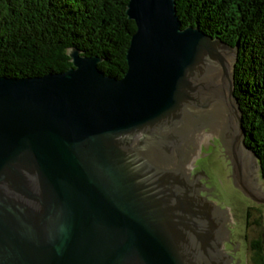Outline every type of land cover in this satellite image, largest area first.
<instances>
[{
  "label": "water",
  "instance_id": "water-1",
  "mask_svg": "<svg viewBox=\"0 0 264 264\" xmlns=\"http://www.w3.org/2000/svg\"><path fill=\"white\" fill-rule=\"evenodd\" d=\"M125 13L120 78L75 48L65 71L0 77V264L243 261L194 164L215 137L233 187L264 203L233 93L237 49L182 27L174 0H128Z\"/></svg>",
  "mask_w": 264,
  "mask_h": 264
},
{
  "label": "trees",
  "instance_id": "trees-1",
  "mask_svg": "<svg viewBox=\"0 0 264 264\" xmlns=\"http://www.w3.org/2000/svg\"><path fill=\"white\" fill-rule=\"evenodd\" d=\"M128 0H0V77H33L70 67L75 48L102 59L98 68L120 78L135 24ZM182 27H198L237 49L234 96L245 144L264 180V0H174ZM253 260L264 264L260 251Z\"/></svg>",
  "mask_w": 264,
  "mask_h": 264
},
{
  "label": "rangeland",
  "instance_id": "rangeland-1",
  "mask_svg": "<svg viewBox=\"0 0 264 264\" xmlns=\"http://www.w3.org/2000/svg\"><path fill=\"white\" fill-rule=\"evenodd\" d=\"M208 141L213 144L211 150L205 158L196 160L194 164L202 166L221 199L217 200L211 196H206V199L214 204L224 205L226 223H231L228 229L234 230L230 237L240 243L236 249L239 252H234L235 258L243 260L240 264H256L253 256L258 250L264 262V203L252 201L233 187L229 177L230 166L221 155V145L215 137ZM197 148L202 151V144H198Z\"/></svg>",
  "mask_w": 264,
  "mask_h": 264
},
{
  "label": "flooded vegetation",
  "instance_id": "flooded-vegetation-1",
  "mask_svg": "<svg viewBox=\"0 0 264 264\" xmlns=\"http://www.w3.org/2000/svg\"><path fill=\"white\" fill-rule=\"evenodd\" d=\"M193 181V180H192ZM194 182V181H193Z\"/></svg>",
  "mask_w": 264,
  "mask_h": 264
}]
</instances>
